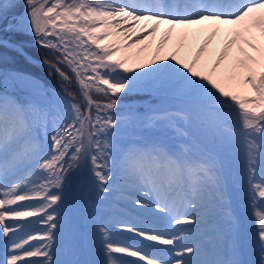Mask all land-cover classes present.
<instances>
[{"label":"snow or ice","instance_id":"obj_1","mask_svg":"<svg viewBox=\"0 0 264 264\" xmlns=\"http://www.w3.org/2000/svg\"><path fill=\"white\" fill-rule=\"evenodd\" d=\"M161 29L150 61L121 55ZM221 31L227 39L217 55L209 46ZM204 32L209 36L192 59H182L184 41ZM28 34L48 50L42 63L66 95L4 67L2 50L25 54L9 37ZM170 43L176 50L158 60ZM146 50L139 47L137 57ZM205 56H215L211 73ZM141 88L190 106L187 113L154 110L147 120L175 128L182 138L178 147L125 140L131 116L120 118L116 110L121 94ZM177 120H195L210 131L211 152L176 128ZM236 145L243 150L250 202L264 205V0H0V238L7 253L0 264H60L52 242L67 207L65 189L81 171L101 201L128 190L142 193L132 203L150 220L146 227L122 228L140 247L114 242L108 228L98 225L105 259L97 264H264V209L255 212L247 233L228 211ZM211 213L226 221V227L212 228L213 235L203 230ZM29 217H40L29 223L44 222L46 231L22 238L27 226L15 222ZM35 240L46 243L32 245ZM245 252L248 259H242Z\"/></svg>","mask_w":264,"mask_h":264},{"label":"bare ground","instance_id":"obj_2","mask_svg":"<svg viewBox=\"0 0 264 264\" xmlns=\"http://www.w3.org/2000/svg\"><path fill=\"white\" fill-rule=\"evenodd\" d=\"M223 28V26H221ZM163 34V29L161 32L157 33L156 37L153 40L146 41L144 45H140L137 48L131 49L128 53H122L121 55L133 56L141 60L150 61L153 56L156 55V45L160 40ZM209 33H202L198 39H193L189 36L187 41H184L185 47L180 49V57L182 59L191 60L195 54L196 49L200 44L204 43V41L208 38ZM227 39V34L221 31L215 39L212 40L209 48L210 50H214L215 53L219 52L223 48V44ZM177 40V35L173 34V41ZM220 45L221 49L218 51V47L215 46ZM139 47H146L147 50L145 52L138 53ZM173 44H169L165 46L164 52L161 53L158 60H162L163 55H170L172 51H174ZM204 60H207L208 68L207 72L211 73L213 59L207 56L204 57ZM232 60V55H230L229 60L225 62V65L221 66V69L218 70L219 73H223L225 66L230 63ZM155 66V65H153ZM139 71V68L137 69ZM167 94V93H165ZM171 97L165 98L161 97V100L165 104L177 105L179 107L186 108L190 110V106L185 102L181 101L179 97L168 94ZM128 105V104H127ZM170 105L168 112L178 111L179 108H172ZM182 109V108H180ZM176 128H180L185 131L187 128L186 124L183 121L177 120L175 122ZM155 133L157 134L158 141H163L165 144L178 147L182 143V138L177 134L175 128H167L160 129L154 127ZM125 140H131L129 134L126 132ZM204 143L206 145L205 150L210 153L213 144L214 138L210 131H208L207 139H204ZM229 169L231 172V180L232 184L228 188L227 194L231 198V203L228 202V211L231 213L232 217L236 219L237 213L240 214V217L243 221V233H247L251 230L252 222L254 219V214L256 211H261L264 209V205L260 204L257 200L255 202V206L250 202L249 190L247 183L244 178V163H243V150L240 145H236L233 148V155L229 164ZM230 172V170H229ZM79 173L83 175L84 171L77 172V176L71 178L75 182V189L78 188L79 182ZM70 181V183H71ZM77 186V187H76ZM69 188L65 189V195L67 197V207L62 212L63 219L60 221L61 227L59 231L55 232V240L53 243V256L54 259L60 262V264H67L68 261L80 260L78 258L77 252V237L74 232V226L71 215L68 212V193ZM77 191L75 190L72 194V200L77 202V206L79 207L78 214L83 212L85 215L80 218L79 222V230L82 234V242L83 247L86 252V261L93 262V264H97V262H102L105 258L101 250V246L99 243V233H98V225L103 224L108 228L109 233L116 243L127 244L133 247H140V244L137 243V239L132 237L131 234L125 233L122 231L124 225H136L137 227H146L149 225L150 220L147 217L141 216L140 210L135 207L132 203L133 200L137 198V196L142 197V193H136L134 191L128 190L123 194H112L107 197L106 200L101 201L98 199L95 188L89 182L82 188L79 198H77ZM209 194V195H208ZM209 199H211V192L207 193ZM23 204H39L41 201H25L21 202ZM73 204V202H72ZM238 211L236 213V208ZM12 206V207H17ZM74 206V205H73ZM40 217H29L24 221H16L15 223L26 225L27 227L21 229L19 236L22 238H26L29 234H43L46 231L45 224H30V221L39 220ZM217 219V222H213V220ZM8 223H13L12 221H8ZM213 227H226V221L224 217L220 216L217 213H211L208 217H206V224L203 226V230H207L210 235H213L212 228ZM32 245H43L46 241H30ZM10 246V245H9ZM146 251H150L149 249H144ZM6 249L4 246L3 238H0V259L6 256ZM121 255V254H117ZM245 257V258H244ZM125 260H132L135 258L130 257H122ZM249 256L247 252L244 253L243 259H248ZM30 260L41 259L39 257L29 258Z\"/></svg>","mask_w":264,"mask_h":264},{"label":"rangeland","instance_id":"obj_3","mask_svg":"<svg viewBox=\"0 0 264 264\" xmlns=\"http://www.w3.org/2000/svg\"><path fill=\"white\" fill-rule=\"evenodd\" d=\"M9 39L12 41L20 44L21 46H29L31 45V42H35L32 35H23V36H10ZM216 48L218 47V51L221 49L220 45H216ZM4 52V67L7 68H15L19 69L20 71L26 72L29 74L30 77H35L37 81L42 82V84L48 89V90H54L57 93H60L61 95H66L63 92V89L61 87L60 79L58 76H49L48 69H40V72H36L35 70L28 68L24 64L17 63V60L19 56L17 54L13 55L5 50H2ZM218 55V52L216 53ZM20 59V58H19ZM213 61L215 59V56L212 57ZM139 71H143V69H139ZM44 79V82L43 80ZM74 84V83H73ZM71 91L76 92L73 89V85L71 86ZM123 95V94H121ZM133 96H138L136 98H133L135 101L134 106H120L117 110V116L120 118L131 116V119L126 123L125 125V132H127L131 138V140H155L156 136L154 134V128L153 126L149 125L147 123L148 117L153 113L154 110H166L168 111V108H164L163 101L161 100V97L169 98L171 97L168 94L161 93L158 91H155L151 88H141L136 90L135 92L129 94ZM22 96V94H21ZM77 97V96H76ZM23 98V96H22ZM180 100H183L180 98ZM77 102H81V97H77ZM172 108H179L178 106H174ZM170 110V109H169ZM180 113H187L189 110L187 109H180ZM172 113H176L177 111H171ZM185 123V122H184ZM189 133V136L194 138L195 141L198 143V145L202 148V150H205L204 145V139L208 135V130H205L200 127L199 123L195 120L192 121L191 124L187 123L186 130ZM230 173L232 172L231 169ZM74 176V174H73ZM89 180L85 183L87 184ZM81 186V184H80ZM71 187V185H70ZM209 195V194H208ZM229 198V197H228ZM237 211L238 208L236 207ZM237 213V212H236ZM81 215H83V212H80ZM236 220L240 221V225L243 224V221L240 217V214L237 213ZM218 221V220H214ZM42 223V222H41ZM241 228V227H240ZM77 244V243H76ZM77 252L80 255V258L82 261H86V252L84 251L83 247H81L79 244L77 246ZM85 252V253H84ZM79 258V256H77ZM243 259V256H242Z\"/></svg>","mask_w":264,"mask_h":264}]
</instances>
